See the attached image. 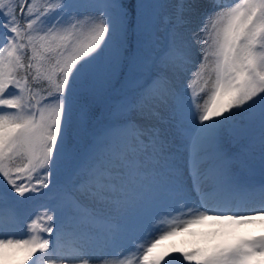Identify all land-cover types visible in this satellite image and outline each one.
Segmentation results:
<instances>
[{"label": "snow or ice", "instance_id": "6c2138e0", "mask_svg": "<svg viewBox=\"0 0 264 264\" xmlns=\"http://www.w3.org/2000/svg\"><path fill=\"white\" fill-rule=\"evenodd\" d=\"M158 8L0 0V264H264V0Z\"/></svg>", "mask_w": 264, "mask_h": 264}, {"label": "rangeland", "instance_id": "374dc122", "mask_svg": "<svg viewBox=\"0 0 264 264\" xmlns=\"http://www.w3.org/2000/svg\"><path fill=\"white\" fill-rule=\"evenodd\" d=\"M154 2L156 4L159 5V8L157 9L159 15L161 18H163L164 16H166L170 10H171V5L174 3V0H154ZM234 147H240L239 144L234 145ZM253 178L256 181L260 180V174H259V170L257 168V170L255 171V173L253 174ZM203 228V231L200 232L197 229H195V226L192 227L191 230H193V232L190 234L189 240L191 243V246L189 247V250H191L192 248L195 247H204L205 244H210V243H214L215 241L212 239L211 236L207 235L208 233H210L213 230V225H211L210 223H205V224H201L200 225ZM253 228L252 232L250 231V228H245V232L242 235H259L261 232V226L259 223H257V225L251 227ZM29 264H31V262H29Z\"/></svg>", "mask_w": 264, "mask_h": 264}, {"label": "bare ground", "instance_id": "6f19581e", "mask_svg": "<svg viewBox=\"0 0 264 264\" xmlns=\"http://www.w3.org/2000/svg\"><path fill=\"white\" fill-rule=\"evenodd\" d=\"M240 147H234L232 146V150L233 151H239ZM195 229H197L198 231L202 232L203 231V228L200 226V225H196L195 226ZM253 228H250V231L252 232ZM193 232V230H188V231H185L183 232V234H181V238L180 239H177L175 237L173 238H170L168 241H165L164 242V245L167 246V245H170V244H175L177 247H185L187 249H189V247L191 246V243H190V240H189V237H190V234ZM245 230L242 229L241 230V234H244Z\"/></svg>", "mask_w": 264, "mask_h": 264}, {"label": "trees", "instance_id": "16d2710c", "mask_svg": "<svg viewBox=\"0 0 264 264\" xmlns=\"http://www.w3.org/2000/svg\"><path fill=\"white\" fill-rule=\"evenodd\" d=\"M107 122L106 106L101 104L95 109L93 127L100 129Z\"/></svg>", "mask_w": 264, "mask_h": 264}]
</instances>
